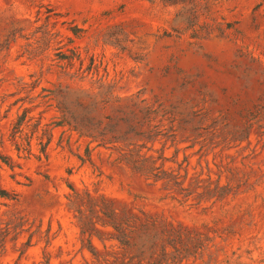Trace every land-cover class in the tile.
Listing matches in <instances>:
<instances>
[{"label": "rangeland", "instance_id": "1", "mask_svg": "<svg viewBox=\"0 0 264 264\" xmlns=\"http://www.w3.org/2000/svg\"><path fill=\"white\" fill-rule=\"evenodd\" d=\"M180 11L0 0V264H264V0Z\"/></svg>", "mask_w": 264, "mask_h": 264}, {"label": "trees", "instance_id": "2", "mask_svg": "<svg viewBox=\"0 0 264 264\" xmlns=\"http://www.w3.org/2000/svg\"><path fill=\"white\" fill-rule=\"evenodd\" d=\"M151 3H160L164 6H179L181 11L179 12L180 16H183L186 21L190 24H197L200 19V12L204 3L207 0H146ZM3 159V158H2ZM6 164L8 161L4 160ZM0 197H6L5 191L0 189Z\"/></svg>", "mask_w": 264, "mask_h": 264}]
</instances>
